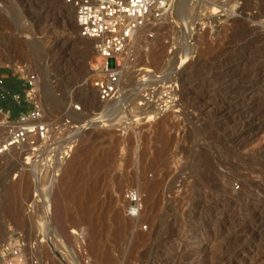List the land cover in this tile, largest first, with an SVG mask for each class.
<instances>
[{
    "label": "rangeland",
    "instance_id": "1",
    "mask_svg": "<svg viewBox=\"0 0 264 264\" xmlns=\"http://www.w3.org/2000/svg\"><path fill=\"white\" fill-rule=\"evenodd\" d=\"M263 35L264 0H178L149 54L140 52L143 38L135 41L125 97L107 106L80 88L94 53L78 38L73 9L61 0H0V69L36 74L52 138L77 141L59 174L15 149L4 154L0 244L16 232L38 240L40 264H205L224 254L264 264V177L256 175L264 174ZM164 85L174 89L168 100ZM67 120L77 129L59 128ZM140 181L153 186L148 201ZM128 191L141 199L135 217ZM219 200L233 201L225 213L234 221L216 225L207 256L189 254ZM251 230L242 263L237 234Z\"/></svg>",
    "mask_w": 264,
    "mask_h": 264
},
{
    "label": "built area",
    "instance_id": "2",
    "mask_svg": "<svg viewBox=\"0 0 264 264\" xmlns=\"http://www.w3.org/2000/svg\"><path fill=\"white\" fill-rule=\"evenodd\" d=\"M61 1L73 9L78 38L90 42L94 53L80 88L93 92L100 104L119 103L127 92L128 78L135 72V41L143 38L146 43L139 47L140 52L145 56L149 54L151 48L148 43L154 41L162 26L172 19L178 0ZM191 31L193 36L197 35ZM13 71L24 83L25 91L23 96L11 95V99L17 104L26 103L28 110L17 121H10L0 110L3 116L1 128L4 130V138H0V156L15 149L25 156V160L39 164L49 174H59L60 163L72 156L77 141L68 136L55 142L52 135L57 128H53V123L47 122L43 114L38 99L37 75L22 68ZM164 87L163 96L170 98L173 87ZM73 108L76 113L81 110L76 105ZM60 127L73 130L77 126L67 120ZM125 198L128 216H137L141 211L140 196L128 191ZM38 250V240L30 242L25 234L16 232L0 244L1 264H40L36 258Z\"/></svg>",
    "mask_w": 264,
    "mask_h": 264
},
{
    "label": "bare ground",
    "instance_id": "3",
    "mask_svg": "<svg viewBox=\"0 0 264 264\" xmlns=\"http://www.w3.org/2000/svg\"><path fill=\"white\" fill-rule=\"evenodd\" d=\"M190 1V0H189ZM192 1V3H198V2H200V1H202V0H191ZM192 5V4H191ZM191 7H189L187 10H191L190 9ZM191 19V18H190ZM168 23H169V21H168ZM172 24V23H171ZM264 36V35H263ZM62 54V53H61ZM65 54V53H64ZM216 86V85H215ZM254 93V92H253ZM87 97V96H86ZM112 104V103H111ZM73 112H75L74 110H73ZM76 113V112H75ZM77 129V128H76ZM75 132H77V131H75ZM4 138V137H3ZM2 138V139H3ZM11 151H12V149H11ZM3 156L4 155H2V156H0V161L2 160V158H3ZM6 156V155H5ZM249 170H251L252 172L254 171L253 169H249ZM250 171V172H251ZM254 173H255V171H254ZM256 174V173H255ZM257 176H259V177H261V178H263L264 177V174H256ZM255 175V177H257ZM219 176V175H218ZM223 177V176H222ZM22 179V178H21ZM264 179V178H263ZM262 179V180H263ZM216 180H217V178H216ZM19 182V181H18ZM21 182V181H20ZM141 182V181H140ZM213 182V181H212ZM219 182V181H218ZM20 184V183H19ZM24 184V183H23ZM211 184V183H210ZM141 185L143 186V188H144V190L146 191V193H147V195H145L146 197H147V201L149 200V197H150V195H151V193H152V189H153V186L152 185H148L147 183H145V182H141ZM21 186V185H20ZM13 189H14V187H13ZM12 188H11V190H13ZM218 189V188H217ZM223 191H226V190H224L223 189ZM214 192H215V190H214ZM220 192V191H219ZM223 193H225V192H223ZM222 193V194H223ZM11 194H12V192H11ZM220 194V193H219ZM238 194H241V193H238ZM237 194V195H238ZM244 194V193H243ZM242 194V195H243ZM224 195H226V194H224ZM232 195H233V193H232ZM237 195H235V196H237ZM229 196V195H228ZM231 196V195H230ZM234 196V197H235ZM8 197V196H7ZM15 198V197H14ZM238 198V197H237ZM236 198V199H237ZM240 198V197H239ZM224 199H226V198H224ZM232 199V198H231ZM241 199V198H240ZM239 199V200H240ZM229 200V199H228ZM234 200V199H233ZM7 201V200H6ZM220 201V200H219ZM243 201V200H242ZM247 201V200H246ZM237 202V201H236ZM241 202V201H240ZM206 203V202H205ZM215 203V202H214ZM242 203V202H241ZM247 203V202H246ZM233 201H226V200H224V201H220V202H218V204L217 203H215L214 205H213V207H212V209H211V212H210V215H209V217H208V220H207V222H208V224L206 225L207 226V228H206V230H204V231H199L198 232V235H196V237H195V241H198V243H196V245H195V248L194 249H191L190 251H189V254H194V253H197V252H200L201 250H202V252H203V254H208L206 251L207 250H209L210 248H209V246H211V242H213V244L214 245H217V241H216V244L214 243V240L216 239V238H213V233H216V231L217 232H219V231H221V227L219 228V227H216V225H220V226H222V225H224L225 223H229V225H230V220H233L232 218L231 219H229V217H227V215H226V210H228L230 207H232L233 205ZM239 204V203H238ZM207 205V204H206ZM235 205H236V203H235ZM242 205V204H241ZM12 206V205H11ZM10 206V207H11ZM247 206V205H246ZM8 207V206H7ZM200 207H203V206H200ZM235 207V206H234ZM240 208H241V206H239ZM242 207H244V206H242ZM20 208V207H19ZM199 208V207H198ZM237 208H238V206H237ZM236 208V209H237ZM239 208V209H240ZM221 210V211H224V212H222V213H220V215H219V213L217 214L216 213V211L217 210ZM243 209V208H242ZM246 208L244 207V210H245ZM18 210V209H17ZM16 210V208L14 207V208H9L8 207V209H7V211H6V215H8V217L10 218H12V220H13V222H19L20 221V216H19V213H17L18 211ZM235 211V210H234ZM254 211V210H253ZM5 213V212H4ZM240 213V212H239ZM254 213V212H253ZM199 214V213H198ZM209 214V213H208ZM229 214V213H228ZM201 215V214H200ZM246 215H248V214H246ZM7 217V218H8ZM247 217H249V216H247ZM246 217V218H247ZM236 218V217H235ZM242 218H243V216H242ZM197 219V218H196ZM254 219V218H253ZM238 220V219H237ZM252 220V219H251ZM234 221V220H233ZM241 221H244V219L243 220H241ZM246 221H248V220H246ZM232 222V221H231ZM238 223V222H237ZM235 225H237V224H235ZM234 225V226H235ZM239 225V224H238ZM129 226H130V223H124V225H123V228L122 229H124V230H127L128 228H129ZM232 226V225H231ZM241 226H243L242 225V223H241ZM227 227V226H226ZM236 227V226H235ZM234 227V228H235ZM227 228H229V226L227 227ZM233 228V227H232ZM238 228V227H237ZM240 228V227H239ZM242 228V227H241ZM226 229V228H225ZM244 229V228H243ZM252 229V228H251ZM227 230V229H226ZM232 229H230V231H231ZM240 230H242V229H240ZM247 230V229H246ZM252 231V230H251ZM191 232V231H190ZM189 232V233H190ZM244 232V233H243ZM255 232V231H254ZM227 233H230L229 231L227 232ZM233 233H235L236 234V231L235 232H233ZM246 232L245 231H242V233L241 234H237V237H238V241L239 242H237L239 245H237L235 248H234V254H236V257H241V259L239 260L240 262H242V261H246V257H244V256H242V252H241V246L243 245V244H245L246 242H249V241H253L254 239H255V237H254V235L252 234L253 233V231L252 232H247V235H246V237H241L243 234H245ZM223 235V234H222ZM227 235V234H226ZM225 235V236H226ZM231 236V235H230ZM214 237H216V236H214ZM233 237V236H232ZM223 239V238H222ZM182 240V239H181ZM236 240V239H235ZM185 241V240H184ZM223 241H224V239H223ZM219 242V241H218ZM257 242V241H256ZM233 243V242H232ZM213 244H212V246H213ZM220 244L221 245H223L221 242H220ZM226 245V244H225ZM232 245V244H231ZM234 245H235V243H234ZM185 246V245H184ZM211 246V247H212ZM217 247V246H216ZM219 247V246H218ZM225 247H227V246H224V248ZM229 247V246H228ZM186 248V247H185ZM220 248H221V246H220ZM183 249H184V247H183ZM213 248H211L210 250H212ZM219 249V248H218ZM217 250V249H216ZM226 250V249H225ZM227 250H229L228 252H230V249L228 248ZM185 251V250H184ZM233 251V249H231V252ZM183 252V251H182ZM182 252L180 253V254H182ZM187 252V251H186ZM218 252V251H217ZM216 252V253H217ZM224 252H226V251H224ZM215 253V252H214ZM227 253V252H226ZM201 254V253H200ZM184 255V254H183ZM202 255V254H201ZM231 255V254H230ZM229 255V256H230ZM233 255V254H232ZM194 256V255H193ZM207 256V255H206ZM210 256V255H209ZM215 256V255H214ZM104 259L105 260H107L108 259V253L107 252H105L104 253ZM196 257V256H195ZM203 257V256H202ZM201 257V258H202ZM171 258V257H170ZM179 258V257H178ZM180 258H182V257H180ZM188 258V257H187ZM185 259V258H184ZM214 259V258H213ZM233 259L234 258H229L228 256H225V254L224 255H221L220 257L218 256V258L216 259L215 258V260L213 261L212 260V263H208L207 262V260H208V258H204V262H205V264H238V263H234L233 262ZM196 260V259H195ZM198 260V259H197ZM210 260H211V258H210ZM167 262V261H166ZM193 263V262H192ZM243 263V262H242ZM199 264V263H198ZM202 264V263H201Z\"/></svg>",
    "mask_w": 264,
    "mask_h": 264
},
{
    "label": "crops",
    "instance_id": "4",
    "mask_svg": "<svg viewBox=\"0 0 264 264\" xmlns=\"http://www.w3.org/2000/svg\"><path fill=\"white\" fill-rule=\"evenodd\" d=\"M0 110L10 121H17L18 118L26 113L28 108L26 103H15L11 99V95L17 94L23 96L25 91L24 83L19 79L13 70L0 69ZM24 106V109L21 107Z\"/></svg>",
    "mask_w": 264,
    "mask_h": 264
},
{
    "label": "trees",
    "instance_id": "5",
    "mask_svg": "<svg viewBox=\"0 0 264 264\" xmlns=\"http://www.w3.org/2000/svg\"><path fill=\"white\" fill-rule=\"evenodd\" d=\"M21 109H24V106H23V107H21Z\"/></svg>",
    "mask_w": 264,
    "mask_h": 264
}]
</instances>
